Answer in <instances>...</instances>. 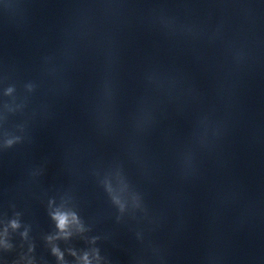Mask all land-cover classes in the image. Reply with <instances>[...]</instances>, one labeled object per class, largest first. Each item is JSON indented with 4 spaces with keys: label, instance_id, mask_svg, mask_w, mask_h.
<instances>
[{
    "label": "clouds",
    "instance_id": "clouds-1",
    "mask_svg": "<svg viewBox=\"0 0 264 264\" xmlns=\"http://www.w3.org/2000/svg\"><path fill=\"white\" fill-rule=\"evenodd\" d=\"M53 218L57 221L58 228L61 229L62 231L66 229L67 225L70 222L68 215L65 213H61V212L55 213ZM75 220H76V217L72 216V221H75Z\"/></svg>",
    "mask_w": 264,
    "mask_h": 264
}]
</instances>
